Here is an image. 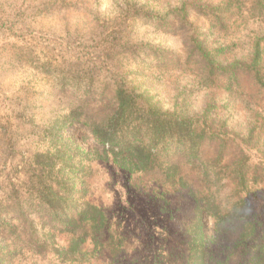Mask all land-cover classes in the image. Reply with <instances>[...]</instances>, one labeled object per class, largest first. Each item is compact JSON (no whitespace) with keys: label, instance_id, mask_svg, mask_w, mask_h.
Listing matches in <instances>:
<instances>
[{"label":"rangeland","instance_id":"374dc122","mask_svg":"<svg viewBox=\"0 0 264 264\" xmlns=\"http://www.w3.org/2000/svg\"><path fill=\"white\" fill-rule=\"evenodd\" d=\"M258 1L0 0V264L257 258ZM111 123L113 149L90 128ZM190 123L204 160L186 149Z\"/></svg>","mask_w":264,"mask_h":264},{"label":"trees","instance_id":"16d2710c","mask_svg":"<svg viewBox=\"0 0 264 264\" xmlns=\"http://www.w3.org/2000/svg\"><path fill=\"white\" fill-rule=\"evenodd\" d=\"M258 4H262L260 8V12L264 13V2L263 1H258ZM260 47L259 45L256 48V58L255 61L256 63L259 61L260 58ZM109 128L102 126V127H92L91 131L95 135V138L99 140L103 145L108 144L110 148L116 147L118 145H121V140H122V134L120 135L116 128L111 124H109ZM203 135V134H202ZM201 132H199L198 128L194 127L192 123L187 124V132L185 134V137L187 139V150L190 153L191 156H193L195 159H200L204 160L205 159V154L202 151V139ZM122 146V145H121ZM113 149V148H112ZM131 149V148H129ZM221 156H217L216 159H214V164H210L211 170L219 166V161H220ZM206 161V160H205ZM217 161V162H216ZM216 162V163H215ZM218 174V172H216ZM241 186H244V184H240ZM242 187L241 189H244ZM213 194H210L209 196L206 195L207 200L209 201V207H211V210L209 213H212V215L215 217V220L222 221L223 217L222 215L220 216V207L216 203L214 199H212ZM246 219V218H244ZM243 219V220H244ZM218 224V223H217ZM220 224V222H219ZM200 230L199 234L201 235V228H198ZM243 238L245 241L251 240L253 243H258L260 237L257 235V231L255 229V226L253 223H245V228H243ZM262 239L264 241V232L261 234ZM248 264H264V243L262 245L261 251L257 254V258H252V260Z\"/></svg>","mask_w":264,"mask_h":264}]
</instances>
